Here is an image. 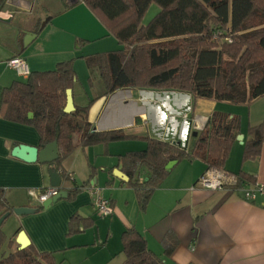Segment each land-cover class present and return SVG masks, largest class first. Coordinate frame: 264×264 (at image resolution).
<instances>
[{"label":"crops","instance_id":"obj_1","mask_svg":"<svg viewBox=\"0 0 264 264\" xmlns=\"http://www.w3.org/2000/svg\"><path fill=\"white\" fill-rule=\"evenodd\" d=\"M0 12L10 14L0 16L10 20L0 21V100L5 87L24 79L8 66L10 58L22 57L30 72L53 70L58 63L73 60V102L75 107L84 106L93 99L87 114L91 130L100 122L128 135L175 140L188 150L196 131L190 118H208L220 112L238 121L223 169L250 176L253 181L244 182L246 186L264 184V143L257 158L242 160L244 143L251 138L248 127L264 119V94L233 103L193 100L189 92L173 89L120 88L129 89L132 100L143 108L133 117V123L120 128L129 122L133 110L130 99L118 98L105 109L111 93L105 94L97 69L89 68L84 57L117 50L122 45L82 0H6ZM141 24L146 23L141 20ZM185 113L187 118L183 117ZM18 144L39 146L37 131L0 117V189L5 201L12 208L41 207L33 213H9L3 221H9V226L7 232L5 226L2 230L7 247L2 256L18 248L16 238L23 230L30 244L39 252L52 253L57 264H120L124 260L121 234L134 227L163 264H264V193L252 201L245 199L241 191L191 190L208 170L200 158L176 161L154 189L146 208L140 210L128 177L122 178L117 171L125 174L119 157L144 150L145 141L126 139L79 146L57 169L59 175L61 170L72 174V181L61 178L63 189L68 192L78 188L77 193L43 208L28 196L27 189L49 186L47 168L53 165L13 157L11 150ZM147 176L145 168L138 170L140 181ZM90 187L97 188L98 194L111 202V215L98 214ZM72 217L74 230L69 233ZM84 220L91 225L83 227ZM164 244L172 247L168 255Z\"/></svg>","mask_w":264,"mask_h":264},{"label":"trees","instance_id":"obj_2","mask_svg":"<svg viewBox=\"0 0 264 264\" xmlns=\"http://www.w3.org/2000/svg\"><path fill=\"white\" fill-rule=\"evenodd\" d=\"M122 48L85 56L86 65L96 68L105 94L125 87L173 89L197 98L250 101L264 94V0H82ZM6 0H0V10ZM151 3L159 7L145 25L141 20ZM231 38V42L225 40ZM73 60L60 62L53 70L34 71L13 81L2 90L0 117L32 126L39 135V146L56 141L62 162L77 147L140 139L146 148L119 157L127 183L136 191L140 210H144L154 191L169 174L171 161L200 158L207 169H223L238 127L236 118L214 112L195 135L191 148L147 136L128 135L122 129L93 132L87 119L91 99L84 106L65 112V90L74 83ZM59 134H56V130ZM251 138L244 143L242 160L255 159L264 143V119L247 129ZM78 136V140L75 137ZM145 168L146 180L138 170ZM64 170L61 178L64 179ZM238 186L253 179L235 173ZM78 188L68 190V199ZM0 189V216L11 213ZM36 207L35 210H40ZM70 220L69 233L74 228ZM3 224V223H2ZM91 222L84 220L83 227ZM6 237L0 228V247ZM124 260L120 264H163L149 250L143 236L130 227L121 234ZM7 245L10 247L11 242ZM172 247L164 244V253ZM0 264H57L50 252H39L32 244L14 248L0 258Z\"/></svg>","mask_w":264,"mask_h":264},{"label":"built area","instance_id":"obj_3","mask_svg":"<svg viewBox=\"0 0 264 264\" xmlns=\"http://www.w3.org/2000/svg\"><path fill=\"white\" fill-rule=\"evenodd\" d=\"M10 16L7 12H0V16ZM226 41L231 42L230 37L225 38ZM8 66L12 68L18 76L27 77L31 72L28 68L26 61L20 56H14L8 60ZM184 118L188 117V114H183ZM206 116H192L190 118L192 128L196 131L201 130L206 121ZM59 173V172H58ZM65 179L72 181L73 177L70 172L64 173ZM239 178L237 174L228 172L224 169H209L198 178L195 184L190 188L194 190L196 187L218 191V190H232L241 191L243 197L247 200H255L259 195L264 193V184L254 183L246 186L245 184L238 186ZM61 189L63 188V183L61 179ZM58 187L46 186L43 188H29L27 189L28 196L37 202L42 204L46 200L56 196L59 192ZM90 190L95 194L94 204L96 211L101 216H109L113 212V207L111 202L98 194V190L95 187H90Z\"/></svg>","mask_w":264,"mask_h":264},{"label":"water","instance_id":"obj_4","mask_svg":"<svg viewBox=\"0 0 264 264\" xmlns=\"http://www.w3.org/2000/svg\"><path fill=\"white\" fill-rule=\"evenodd\" d=\"M0 21L3 22H9V19H3L0 17ZM65 95H66V103H65V107H64V111L65 112H72L75 110V105L73 102V96H72V90L71 88H67L65 90ZM124 97H126L127 99H130L131 102H128L129 105L133 106V110L131 112V114L129 115V122L123 124L124 127L126 125L133 123V117L136 114H139L141 110H143V108H140L139 106H137V103H135V101L132 100L131 98V91L129 89H119L116 90L115 92L111 93V95L109 96L107 103H106V107L105 109H107V107L116 99L120 98L123 99ZM115 127H104L101 126L100 122H98L96 124V126L93 128V132H99V131H106L109 129H114ZM56 134H59V130H56ZM197 134V131H195L193 133V135L195 136ZM172 144L174 145H179V142L172 140L171 141ZM11 155L13 157L19 158L25 162H36L38 161L41 164H51L52 162L56 161L59 157L58 155V148H57V142L54 140L52 142H49L48 144L44 145V146H31V145H27V144H18L17 146L13 147V149L11 150ZM176 163V160H171L169 161L166 165L165 168L167 170L171 169V167ZM47 172H48V176H49V182H50V186H54V187H61V177L57 171V169L54 166H49L47 168ZM118 175L121 176L122 178L126 179V175L123 174L121 171H117ZM68 195L67 190H64L63 188L59 189V192L56 196L46 200L45 202L42 203V207L43 208H47L49 205H51L54 202H57L60 199L66 198ZM13 213L20 215V214H27V213H33L35 210L34 208L30 207V206H20V207H14L12 209ZM9 216V212L4 213L3 215L0 216V227L3 223V221ZM16 241L18 242V249H23L26 248L30 242L28 237L26 236L25 232L23 230H20L18 232Z\"/></svg>","mask_w":264,"mask_h":264},{"label":"rangeland","instance_id":"obj_5","mask_svg":"<svg viewBox=\"0 0 264 264\" xmlns=\"http://www.w3.org/2000/svg\"><path fill=\"white\" fill-rule=\"evenodd\" d=\"M158 6L156 5V4H154V3H152L150 6H149V8H148V10L146 11V13L144 14V16H143V18H142V23L143 24H145V23H147L155 14H156V12L158 11ZM83 66H84V68H86L85 67V63H84V61H83ZM80 75V74H79ZM95 88H97V83H96V85H95ZM6 220V219H5ZM9 221H5L3 224H2V228H1V230H4V226H5V231L7 232L8 231V226H9V223H8ZM12 234V233H11ZM9 236V235H8ZM6 244H5V242L2 244V246L0 247V258L2 257V254H3V251L4 250H6V246H5Z\"/></svg>","mask_w":264,"mask_h":264}]
</instances>
